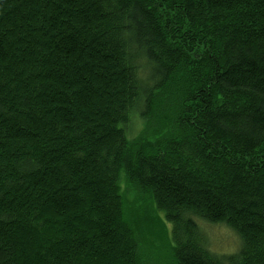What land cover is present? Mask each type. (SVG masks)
Wrapping results in <instances>:
<instances>
[{
	"label": "trees",
	"instance_id": "16d2710c",
	"mask_svg": "<svg viewBox=\"0 0 264 264\" xmlns=\"http://www.w3.org/2000/svg\"><path fill=\"white\" fill-rule=\"evenodd\" d=\"M122 178L264 264V0H0V264H143Z\"/></svg>",
	"mask_w": 264,
	"mask_h": 264
},
{
	"label": "rangeland",
	"instance_id": "374dc122",
	"mask_svg": "<svg viewBox=\"0 0 264 264\" xmlns=\"http://www.w3.org/2000/svg\"><path fill=\"white\" fill-rule=\"evenodd\" d=\"M137 127H133L136 134ZM129 219L136 232L139 253L143 264H175L172 224L164 213H158L148 199L141 198L135 190L128 189L124 178L121 181ZM197 226L206 240L207 248L221 259L237 255L242 240L232 229L223 225H209L203 219H196ZM205 224V225H204ZM213 226V227H211Z\"/></svg>",
	"mask_w": 264,
	"mask_h": 264
}]
</instances>
